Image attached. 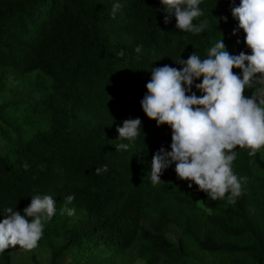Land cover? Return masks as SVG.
Returning a JSON list of instances; mask_svg holds the SVG:
<instances>
[{
    "label": "trees",
    "instance_id": "trees-1",
    "mask_svg": "<svg viewBox=\"0 0 264 264\" xmlns=\"http://www.w3.org/2000/svg\"><path fill=\"white\" fill-rule=\"evenodd\" d=\"M199 7L193 23L209 24L191 34L176 28L160 0H0V87L14 75L28 88L0 104V221L9 207L23 215L35 195H51L56 208L37 247H10L0 264H134L136 256L146 264H264L262 151L250 157L249 149H234L233 173L248 178L234 202L189 188L175 164L161 183L150 180L153 154L171 150V128L157 127L140 104L152 68L179 69L174 62L193 52L204 59L222 38L251 54L245 33L232 34L238 21L230 0ZM129 118L141 120L139 137L117 140ZM121 142L129 149L115 150ZM170 224L182 229L175 244Z\"/></svg>",
    "mask_w": 264,
    "mask_h": 264
},
{
    "label": "clouds",
    "instance_id": "clouds-1",
    "mask_svg": "<svg viewBox=\"0 0 264 264\" xmlns=\"http://www.w3.org/2000/svg\"><path fill=\"white\" fill-rule=\"evenodd\" d=\"M230 2L232 17L238 21L232 34L238 30L245 33L244 43L251 54H230L222 38L208 48L204 59L193 52L187 60L180 58L174 62L181 65L179 69L169 65L152 68L140 104L157 127L171 128V150L161 147L151 158L152 185L161 183L164 171L175 164L177 178L189 181V188L194 183L213 201L227 195L229 202H234L248 179L233 173V161L237 158L234 149L237 146L249 149L248 156L254 157L264 147V90L257 88L251 96L245 95L246 88L264 86V0H240L238 6L235 0ZM160 3L166 13L175 16V26L183 33L201 34L207 29V19L193 23L203 15L200 0H160ZM120 7L119 3L113 6V15ZM168 22L165 16V23ZM141 47L135 51L139 53ZM233 69H240V75ZM197 80L201 82L195 83ZM193 86L200 96L192 91ZM141 124L139 118L125 119L116 128L117 140L135 141ZM129 146L121 142L115 145V150H128ZM106 171V165L95 169L97 175ZM73 199L66 197L67 203ZM55 212L51 195L32 196L23 215L7 208L0 221V253L17 245L25 251L35 249L43 235V222ZM61 212L75 214L74 209L68 208Z\"/></svg>",
    "mask_w": 264,
    "mask_h": 264
},
{
    "label": "rangeland",
    "instance_id": "rangeland-1",
    "mask_svg": "<svg viewBox=\"0 0 264 264\" xmlns=\"http://www.w3.org/2000/svg\"><path fill=\"white\" fill-rule=\"evenodd\" d=\"M226 49L229 51L230 54L233 55H238L241 52L233 43L226 44ZM245 54H249V53H245ZM3 83L4 85L0 87V104L16 99L17 97L18 98L22 97L25 95V93L28 90L27 85L24 84L23 80L20 78H16L14 75H8V77L4 79ZM259 89L264 90V86H260ZM195 93L197 96L201 95L199 91H196ZM161 132L163 134H166L168 132V129L162 128ZM3 145H4L3 139L0 134V146ZM260 151H262V153L264 154V150L262 148L260 149ZM181 235H182V229L174 224H170L167 230V238L169 242L173 244L177 243ZM41 260H44V258H41ZM134 264H146V263L142 258L136 256L134 260Z\"/></svg>",
    "mask_w": 264,
    "mask_h": 264
}]
</instances>
